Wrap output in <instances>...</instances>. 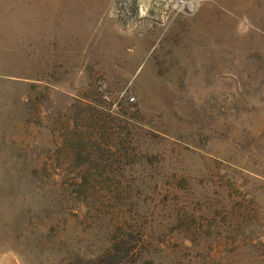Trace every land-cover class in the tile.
I'll return each mask as SVG.
<instances>
[{"label":"rangeland","instance_id":"374dc122","mask_svg":"<svg viewBox=\"0 0 264 264\" xmlns=\"http://www.w3.org/2000/svg\"><path fill=\"white\" fill-rule=\"evenodd\" d=\"M0 264H264V0H0Z\"/></svg>","mask_w":264,"mask_h":264},{"label":"trees","instance_id":"16d2710c","mask_svg":"<svg viewBox=\"0 0 264 264\" xmlns=\"http://www.w3.org/2000/svg\"><path fill=\"white\" fill-rule=\"evenodd\" d=\"M117 244V243H116ZM116 244H115V242H114V245H113V248H112V250H110V251H108V255H111L113 252H115V250H116ZM130 250V249H129ZM113 255V254H112Z\"/></svg>","mask_w":264,"mask_h":264}]
</instances>
